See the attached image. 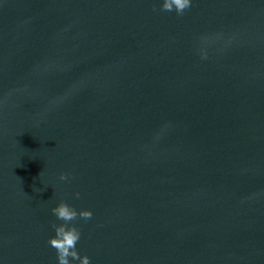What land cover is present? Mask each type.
<instances>
[{"label":"water","instance_id":"1","mask_svg":"<svg viewBox=\"0 0 264 264\" xmlns=\"http://www.w3.org/2000/svg\"><path fill=\"white\" fill-rule=\"evenodd\" d=\"M163 2L0 0V264H264V0Z\"/></svg>","mask_w":264,"mask_h":264},{"label":"clouds","instance_id":"2","mask_svg":"<svg viewBox=\"0 0 264 264\" xmlns=\"http://www.w3.org/2000/svg\"><path fill=\"white\" fill-rule=\"evenodd\" d=\"M192 0H164L161 11L171 12L176 11L177 15H183L185 10L190 8ZM155 11L156 8L154 7ZM213 38L201 37V41L204 44H208ZM202 58L207 59L208 53L206 50H202ZM61 180H67V174H61ZM79 197V193H77ZM52 213L58 220L64 223L56 224L53 222L52 227L55 230V236L49 240L51 247L56 249L58 264H71L70 258L78 260L80 264H90V257L85 255L83 258L80 257L79 252L76 250L78 241L81 239V230L78 228L73 221L78 218H82L85 221L90 220L93 217L91 210L77 211L74 207L70 206L66 202H60L58 206L51 209Z\"/></svg>","mask_w":264,"mask_h":264}]
</instances>
